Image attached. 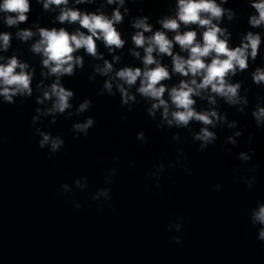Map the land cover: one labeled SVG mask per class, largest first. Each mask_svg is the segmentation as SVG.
Listing matches in <instances>:
<instances>
[{
    "label": "clouds",
    "instance_id": "9594fccd",
    "mask_svg": "<svg viewBox=\"0 0 264 264\" xmlns=\"http://www.w3.org/2000/svg\"><path fill=\"white\" fill-rule=\"evenodd\" d=\"M42 2L44 10H51L52 6L59 9L55 21L59 25H78L74 31L66 27H37L33 32L31 28L19 29L16 37L22 42H27L37 35L38 39L31 44L30 51L41 57L40 77L35 90L40 93L35 97V103L48 107H37L38 115L32 117L35 124L40 116H51V123H56L58 116L70 118L72 115L80 116L92 107L90 99H84L73 109L72 100L74 92L62 83L65 76L72 77L77 69H84V56L97 61L90 65L92 72L90 81L96 77L104 78L98 95L120 97L121 107L128 112L143 102L145 111L151 121L160 130L187 129L194 142H198V150L203 152L218 140L217 128H226L231 135L224 140L222 147L228 152L236 147L238 139L243 135L239 129L238 121L229 120L227 113L220 111V101L229 107L235 108L238 113H245L249 107L248 89L243 88L242 81H234L238 74L248 72L251 64L260 56V49L264 44L261 32L248 30L241 34L240 42L236 46L230 44L231 32L227 27H221L224 19L235 21L237 13L234 9L225 7L229 0H176L174 16H166L158 21L163 30L153 31L149 23V16H135L131 20V44L128 55L140 61V66L124 65L117 68L122 61V53L127 41L123 38L118 25L125 21V16L130 14L126 0H73L75 6L70 7V0H36ZM135 2V0H133ZM248 6L254 10L248 16L250 29L264 30V0H246ZM97 5L94 11L82 10L79 5ZM105 5L114 6L109 14ZM123 9V12L121 11ZM31 11L30 0H3L0 3V12L5 13L4 23L7 27H18L28 21ZM203 29L198 34L190 26ZM181 26L185 29L181 31ZM174 33L169 38L168 33ZM151 33V35H145ZM12 34L0 33V50L8 51ZM99 42V43H98ZM101 44L111 59L105 57L100 50ZM179 46V52L174 51ZM143 50V55L141 51ZM83 51L84 55H81ZM121 53V54H118ZM181 53H186L182 55ZM164 57L170 58V65L165 64ZM0 98L6 104H15L16 98H32L34 93L33 80L36 68L26 61H21L16 55L10 57L0 56ZM179 77L176 83L169 84L173 77ZM252 82L258 87H264V66H257L250 73ZM51 79V83L45 81ZM243 91V95L241 94ZM198 101L206 106L198 110ZM256 105L251 111V116L258 128L264 129V97H256ZM121 116V120H126ZM91 116L82 122L72 125L74 133L87 136L89 130L95 125ZM199 124V130L194 131L192 125ZM42 137L38 147L43 149L50 146L52 153L58 152L65 144L60 136L39 131ZM74 138H79L75 136ZM137 140L147 143L143 131L137 133ZM173 141L181 142L180 132L173 133ZM252 137L249 135L246 145H251ZM183 155V149L179 150ZM255 154V149L248 152L241 151L238 159L249 162ZM187 160V156H184ZM185 173L190 174L185 163L177 160L176 165ZM259 165L245 169L255 173ZM163 170V165H160ZM239 171V169H238ZM156 179L161 177L156 174ZM243 182L251 188L255 176L242 177ZM159 187V184L156 185ZM214 190L221 188L220 184L213 186ZM147 191V189H145ZM107 195V192L104 193ZM245 214L253 227L259 226L257 239L264 242V203L257 202V206L246 209ZM179 230L180 225H176ZM179 244V237H172Z\"/></svg>",
    "mask_w": 264,
    "mask_h": 264
}]
</instances>
